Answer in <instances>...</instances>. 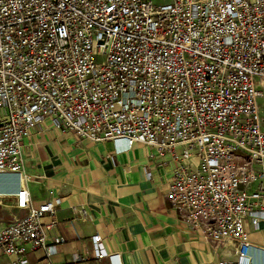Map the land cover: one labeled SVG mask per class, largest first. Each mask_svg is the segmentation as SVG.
<instances>
[{
  "label": "built area",
  "instance_id": "built-area-1",
  "mask_svg": "<svg viewBox=\"0 0 264 264\" xmlns=\"http://www.w3.org/2000/svg\"><path fill=\"white\" fill-rule=\"evenodd\" d=\"M262 98L264 0H0V173L22 172L42 123L148 147L176 166L166 198L182 221L214 252L232 244L219 264H250L245 222L264 228ZM15 198L25 214L0 231V257L24 264L28 247L52 264L64 239L47 243L41 220L58 200Z\"/></svg>",
  "mask_w": 264,
  "mask_h": 264
},
{
  "label": "crops",
  "instance_id": "crops-1",
  "mask_svg": "<svg viewBox=\"0 0 264 264\" xmlns=\"http://www.w3.org/2000/svg\"><path fill=\"white\" fill-rule=\"evenodd\" d=\"M22 159L19 175L0 173V231L25 214L15 207L20 189L27 190L34 207L58 200L55 214L41 220L48 226L47 243L64 239L48 256L52 264H219L234 259L231 243L214 252L197 231L186 228L166 198L176 166L158 161L148 147L92 144L42 123L24 140ZM245 229L250 264H264V228L255 230L245 222ZM95 235L117 259L95 258ZM45 257L43 250L26 247L23 260L40 264ZM12 262L13 257H0V264Z\"/></svg>",
  "mask_w": 264,
  "mask_h": 264
},
{
  "label": "rangeland",
  "instance_id": "rangeland-1",
  "mask_svg": "<svg viewBox=\"0 0 264 264\" xmlns=\"http://www.w3.org/2000/svg\"><path fill=\"white\" fill-rule=\"evenodd\" d=\"M154 2H155V4H157V5H161V4L169 3L170 0H154ZM260 103H261L262 105H264V98H262V99L260 100ZM177 214H178V213H177ZM178 215H179V214H178ZM179 218H180L181 221H182V217H181L180 215H179ZM183 223L185 224L186 228H187L189 231H194V232H196V229H193V228H192V225L187 224V223L184 222V221H183Z\"/></svg>",
  "mask_w": 264,
  "mask_h": 264
},
{
  "label": "water",
  "instance_id": "water-1",
  "mask_svg": "<svg viewBox=\"0 0 264 264\" xmlns=\"http://www.w3.org/2000/svg\"><path fill=\"white\" fill-rule=\"evenodd\" d=\"M236 155L244 157V156H243L242 154H240V153H236ZM244 158L246 159V157H244Z\"/></svg>",
  "mask_w": 264,
  "mask_h": 264
}]
</instances>
